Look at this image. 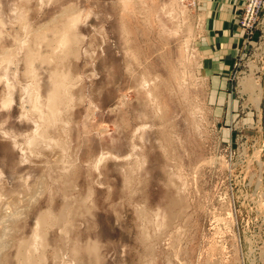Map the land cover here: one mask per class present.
<instances>
[{
  "label": "rangeland",
  "instance_id": "374dc122",
  "mask_svg": "<svg viewBox=\"0 0 264 264\" xmlns=\"http://www.w3.org/2000/svg\"><path fill=\"white\" fill-rule=\"evenodd\" d=\"M251 1L0 0L5 264H264Z\"/></svg>",
  "mask_w": 264,
  "mask_h": 264
},
{
  "label": "bare ground",
  "instance_id": "6f19581e",
  "mask_svg": "<svg viewBox=\"0 0 264 264\" xmlns=\"http://www.w3.org/2000/svg\"><path fill=\"white\" fill-rule=\"evenodd\" d=\"M66 12H69L72 15V17L70 18L71 20V25L75 23L76 21V13L74 12V9L73 8H69L68 10H65ZM54 39L52 40L53 42H55V48H53V52L55 53L56 51H58L57 49H60L62 48V50H64L66 48V46L70 43L71 41V34H70V29H68L67 27L66 28H63L62 30H56L54 32ZM52 42V43H53ZM51 43V44H52ZM33 50V49H32ZM30 56L34 58V56H40V54H33V53H30ZM65 77L62 76V77H57L55 79V87H54V91L52 92L51 91V95L49 96V102H48V105L50 106H55L57 104V102L59 101L60 97H61V94H62V90L65 88ZM65 90V89H64ZM39 94V93H38ZM32 95V98L34 99L33 103H34V106L33 107H36L38 108L39 107V100H38V95L35 97L36 93H31ZM35 97V98H34ZM32 103V105H33ZM42 115V113H41ZM35 141V139H34ZM37 195L33 196V198H36ZM47 212V211H46ZM14 214L13 212H6L5 215H2L1 216V220H0V223H3L5 225L4 227V235H6V230H7V223L9 221L10 218L14 217ZM46 215H42L39 219V223L40 225H42L43 227L46 226ZM49 219V217H48ZM25 245L24 241H21L20 242V245H19V250L20 252L22 251L23 249V246ZM19 252V255H21ZM0 254H1V249H0ZM1 256V255H0ZM33 261H31L30 259H27L25 260V264H32ZM0 264H5V262H3L0 258Z\"/></svg>",
  "mask_w": 264,
  "mask_h": 264
},
{
  "label": "built area",
  "instance_id": "2783aa9c",
  "mask_svg": "<svg viewBox=\"0 0 264 264\" xmlns=\"http://www.w3.org/2000/svg\"><path fill=\"white\" fill-rule=\"evenodd\" d=\"M264 5V0H252L251 1V4L249 5V8H248V17H250V19H252L255 14L257 13V7L260 6V5Z\"/></svg>",
  "mask_w": 264,
  "mask_h": 264
},
{
  "label": "crops",
  "instance_id": "0c3cea01",
  "mask_svg": "<svg viewBox=\"0 0 264 264\" xmlns=\"http://www.w3.org/2000/svg\"><path fill=\"white\" fill-rule=\"evenodd\" d=\"M222 38H226V39H227V37H225V35H224V34L221 36V40H222Z\"/></svg>",
  "mask_w": 264,
  "mask_h": 264
}]
</instances>
